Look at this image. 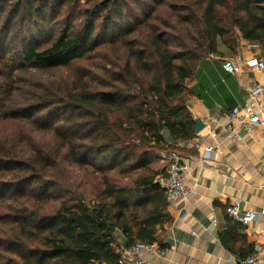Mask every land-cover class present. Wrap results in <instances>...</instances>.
Returning a JSON list of instances; mask_svg holds the SVG:
<instances>
[{"label":"trees","instance_id":"trees-1","mask_svg":"<svg viewBox=\"0 0 264 264\" xmlns=\"http://www.w3.org/2000/svg\"><path fill=\"white\" fill-rule=\"evenodd\" d=\"M171 1L0 0V123L19 127L0 135V264H120L158 244L170 220L154 164L197 138L187 83L220 43L264 47V0ZM104 47L74 81L27 79Z\"/></svg>","mask_w":264,"mask_h":264},{"label":"crops","instance_id":"crops-1","mask_svg":"<svg viewBox=\"0 0 264 264\" xmlns=\"http://www.w3.org/2000/svg\"><path fill=\"white\" fill-rule=\"evenodd\" d=\"M237 56L243 60L242 71L231 75L224 70L223 61ZM258 58H264V47L242 40L235 50L221 44L219 54L199 63L189 84L193 95L187 106L194 119L200 118L207 127L182 154L190 168L188 185L195 188V195L189 202L168 206L170 221L157 235L158 245L166 250L159 264H234L251 256L257 245H264L261 214L249 226L238 223L241 227L234 228L233 222H237L226 213V207L237 198L244 209H264V129H228L232 110H242L250 100L248 87L253 83L264 87V72L246 65L247 60ZM262 103L264 116V100ZM235 135L242 140L237 141ZM209 146H218L216 153L211 159H201ZM159 162L161 166L167 162L166 171L167 154ZM182 207L188 212L184 218Z\"/></svg>","mask_w":264,"mask_h":264},{"label":"built area","instance_id":"built-area-1","mask_svg":"<svg viewBox=\"0 0 264 264\" xmlns=\"http://www.w3.org/2000/svg\"><path fill=\"white\" fill-rule=\"evenodd\" d=\"M214 58V55L211 56ZM243 60L240 56L235 59H226L223 61V68L231 75H238L242 71ZM246 65L250 69L264 72V58L251 59L246 61ZM250 100L245 107L240 110L235 108L230 113V125L228 129L236 132L237 127L250 131L253 127L258 126L264 129V116L261 110L264 100V87L259 83H253L248 87ZM237 141L242 138L235 135ZM191 143V142H190ZM190 143H182L177 146L180 148H188ZM218 146H209L204 149L200 158L211 159L216 153ZM168 167L165 175L157 178V183L165 190L167 201L170 204L177 202H189L194 198L195 188L188 185L189 165L187 159L178 151H171L167 154ZM184 218L188 212L182 207ZM227 215L243 226L252 224L261 214L264 217V209L259 212L243 208V201L239 198L232 201L226 207ZM122 260L120 264H159L165 258L166 250L162 249L158 244H146L138 242L128 249L121 250ZM264 259V245H257L251 256L246 259H239L234 264H261ZM192 264V262L190 263Z\"/></svg>","mask_w":264,"mask_h":264},{"label":"rangeland","instance_id":"rangeland-1","mask_svg":"<svg viewBox=\"0 0 264 264\" xmlns=\"http://www.w3.org/2000/svg\"><path fill=\"white\" fill-rule=\"evenodd\" d=\"M134 1L135 0H131V3H134ZM171 2L176 3L178 1L172 0ZM160 13L162 14L161 16L162 18H166L170 14L169 11L166 9V7H164ZM65 26L66 24H65L64 18L62 17L61 20H59L56 23V25L54 24L50 26V29H51L50 34H52V31L54 29V34L58 35L59 30L64 29ZM49 45H50L49 43L43 44L41 46V49L46 48ZM219 46H221V43ZM19 48L20 47H17V49ZM111 54L112 52L108 49V47H104L96 55H94V58L91 61L77 62L66 69L48 70L44 68H41V69L35 68L29 73L27 79L30 81L33 80V81H44V82H48L51 80H67L68 82H71V81H74L78 77V75L85 72V70L89 68L91 70H95L93 68L104 65L109 60V58H111ZM1 70H2V66L0 65V71ZM190 82L191 81L187 83V87H189ZM18 128H19L18 124L0 123V135H2L3 137H8V139H10V136H17L16 134H17ZM38 140H50V136L49 135L40 136ZM156 166H159V167H156ZM162 166L159 161H157L154 164L155 170H158L159 172L165 170L164 168H166L167 162L164 163V165ZM70 169H71L70 172H72L71 175H73L74 179H77L78 181L83 179V171L81 172V170H79L78 168H70ZM74 179L67 180V185H71ZM88 182H89V179H88Z\"/></svg>","mask_w":264,"mask_h":264},{"label":"water","instance_id":"water-1","mask_svg":"<svg viewBox=\"0 0 264 264\" xmlns=\"http://www.w3.org/2000/svg\"><path fill=\"white\" fill-rule=\"evenodd\" d=\"M194 121H195V125H196V133L197 134H200L201 132H203L206 129L207 124L203 120H201L200 118H195Z\"/></svg>","mask_w":264,"mask_h":264}]
</instances>
